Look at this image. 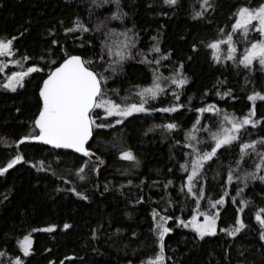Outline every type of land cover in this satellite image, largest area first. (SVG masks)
<instances>
[{
    "label": "trees",
    "instance_id": "16d2710c",
    "mask_svg": "<svg viewBox=\"0 0 264 264\" xmlns=\"http://www.w3.org/2000/svg\"><path fill=\"white\" fill-rule=\"evenodd\" d=\"M87 2L0 0V36H17L18 40L14 41L17 57L27 54L32 57L27 63L36 62V57H47L50 50L53 53L56 51L50 43L53 38L61 44L66 42L59 22L64 21L67 26L70 18L77 14L86 17ZM213 2L215 10H210L211 15L206 14L207 20H192L189 17L193 8L198 7L196 0H179L174 9L164 6L162 0H122L124 11L128 13L123 26H135L140 37L137 47L144 51L152 43L149 37H158L162 51L171 55L170 60L162 61L167 65L160 69L164 75L183 62L182 71L189 78V84L185 86L181 103H187L188 96H192V103L196 106L214 103L224 112L240 115L249 107V102L244 98L246 94L254 87L264 91V76L257 71L252 74L254 83L245 84L247 77L243 69H233L228 61H224L223 65L212 63L210 50L204 47V43L217 35L218 28L226 26L229 15L241 0ZM247 2L254 5L258 0ZM148 4L152 6L149 8ZM105 14L103 9H98L97 17L93 19L102 20ZM91 22L88 21L89 24ZM117 24L113 22L114 26ZM52 29L55 30L54 36H49L48 32ZM67 43L74 47L70 38ZM193 44L197 47L196 52L192 51ZM85 54L90 55V52ZM52 58L56 56L52 55ZM37 76L33 74V78L26 80V87L15 93L0 91V137H4L8 143L30 131L31 122L38 112ZM150 79L143 64L128 60L123 64L122 71L113 75L105 87L109 90L119 89V97H123L126 90L131 93V85L147 86ZM219 80H224L225 84L220 85ZM217 88L221 91L225 88L233 90L236 99H217ZM205 89L210 94L201 99ZM172 99L170 95L158 97L155 106L169 105ZM256 111L258 116H264V102L257 101ZM194 116L195 113L187 108H181L171 115L158 112L138 114L114 128L96 130L101 134L92 139L91 146L105 163L96 175L89 174L85 181L75 177L72 155H62L57 162L51 160L43 145H20L19 150L27 159L35 161L44 158L45 164L52 163L57 172L64 173L72 181V187L86 190L89 201H81L71 193L55 191L58 186H69L63 180L37 172L27 164L16 165L0 177V249L11 251L18 239L30 235L32 254L26 258V264H48L49 260L53 264H60L61 260L64 264H129V261L139 264L141 259H147L155 248V237L149 231L152 224L149 213L152 208L160 211L166 206V201L161 200L165 195L164 184L168 180L173 181L167 196L171 197L175 206L168 209L169 213L174 212L181 219H187L195 206L194 201L178 193L182 174L176 160L182 161L183 151L187 150L174 145V138L183 141L182 129L190 126ZM204 117H208V114H204ZM166 122L178 123L181 130L170 134L160 128L147 131L153 125ZM121 149L131 150L135 161L117 159ZM15 151V145L6 148L0 141V162ZM230 159L225 151L217 163L212 164L211 168L206 167L204 183L213 199L221 193V181L218 177L214 178L215 172L218 170L224 175ZM106 183L109 191L101 195ZM120 185L123 187L117 190ZM228 190L229 196L225 198V207L221 209V217L217 221L219 227L234 224L235 220L238 200L233 201L231 197L236 194V185H229ZM262 191L264 185L259 182L245 188L244 198L251 201L241 214L246 227L233 238L218 233L214 237L194 241L193 233L182 227L177 228L174 221H169L173 232L165 237V255L171 259L166 260L165 264H239L241 260L245 264H264V252L259 250L264 246L260 245L257 232L253 231L257 228L254 213L264 207V198L259 194ZM141 197L144 202L135 203ZM206 203L207 197L202 200V204ZM65 223L70 227L62 230ZM50 225L55 226L51 233L32 231ZM93 229L98 230L95 240L91 235ZM133 232L136 237L132 236ZM225 249L228 250L227 257Z\"/></svg>",
    "mask_w": 264,
    "mask_h": 264
},
{
    "label": "snow or ice",
    "instance_id": "6c2138e0",
    "mask_svg": "<svg viewBox=\"0 0 264 264\" xmlns=\"http://www.w3.org/2000/svg\"><path fill=\"white\" fill-rule=\"evenodd\" d=\"M162 2L164 6L174 9L179 0ZM196 4L198 7L193 8L189 17L192 20H207L206 14L211 15L210 10H215L213 0H196ZM151 6L147 5L149 8ZM98 9H103L106 13L102 20L93 19L97 17ZM86 12V17L77 14L70 18L67 26L64 21H60V31L66 42L61 44L58 39L53 38L50 43L56 51L53 53L50 50L47 57H36V62L27 63L32 60L27 54L15 59L14 41L18 40L17 36H0V75L3 76L0 79V90L15 93L26 87V80L33 78V74H38L36 78L39 80L36 85L38 112L31 122L29 133L11 143L0 137L4 147L11 148L15 145L17 148L14 154H9L0 162V177L5 176L16 165L27 164L37 172L47 173L69 185L63 188L58 186L55 191L71 193L77 199L88 202L86 190L72 187V181L64 173L57 172L52 163L45 164L44 158L35 161L27 159L21 154L19 146L26 143L46 146L43 150L48 152L51 160L57 162L62 155H72L74 175L80 181H85L89 174L96 175L100 166L105 163L91 146L92 139L101 134L96 130L114 128L138 114L158 112L171 115L178 113L181 108H187L195 116L190 126L182 129L183 141L174 138V145L187 150L183 151L182 161L176 160L182 174L178 193L181 197L194 201L195 206L187 219H181L174 212L169 213L168 209L175 206L171 197L167 196V190L173 186V181L168 180L164 184L165 195L161 200L166 201V206L160 211L152 208L149 213L152 219L149 231L155 237V248L153 254L147 259H141L139 264H165L166 260L171 259L165 255V237L173 232L169 221H174L175 227H182L193 233L194 241L214 237L218 233H224L228 238L236 237L246 227L241 214L251 204L250 200L244 198L245 188L253 182L264 185V116H258L256 111L257 101L264 102V91L254 87L247 93L244 98L249 102V107L240 115L224 112L214 103L196 106L192 103V96H188L187 103H181L185 86L189 84V78L182 71L183 62L169 69L168 75L161 72V67H167L162 61L170 60V53L162 51L155 35L149 37L152 43L147 46L146 51L137 47L140 37L135 26H123L128 13L124 11L122 0H88ZM88 21L92 22L89 24ZM113 22L118 24L114 26ZM216 31L217 35L204 43V47L210 50V60L214 65H223L224 61H228L233 69H243L247 77L245 84L254 83L252 74L257 71L264 76V0H258L254 5L241 0L229 15L226 26ZM54 32V29L49 30L48 35L54 36ZM69 38L74 47L68 45ZM76 49L80 51L77 52ZM192 51H197L195 44L192 45ZM86 52H90V55H86ZM52 55L56 58L53 59ZM5 58L7 64L4 62ZM128 60L143 64L151 79L147 86L131 85V93L126 90V94L119 97V89L109 90L105 85L113 75L122 71L123 64ZM9 65L19 70L6 74L4 70ZM218 83L224 85L225 81L219 80ZM209 94L205 89L201 99ZM166 95L173 98L169 105L156 107L157 98ZM215 95L220 100L225 97L236 99L233 90L228 88L223 91L217 88ZM204 114H208V117H204ZM155 128L169 134L181 130L178 123L166 122L153 125L147 131L151 132ZM225 151L231 159L224 175L218 170L215 172L214 178L218 177L221 181V193L213 199L206 190L204 173L206 167L211 168L212 164L217 163ZM116 158L135 161L132 151L128 149L119 150ZM169 171L172 172L173 169ZM233 184L236 185V194L231 199L238 200L234 224L219 227L217 221L221 217V209L225 207V198L229 196V185ZM121 187L123 185L118 186L117 190ZM107 191L109 186L106 183L100 194ZM259 194L264 198V191ZM205 197L207 203L202 204ZM143 202V197L135 201L137 204ZM253 219L257 225L253 231L257 232L259 243L264 246V207L256 210ZM69 227L65 223L62 230ZM54 230L55 226L52 225L32 229L33 232L48 233ZM97 231L93 229L91 232L94 240L97 238ZM132 236L136 237V233L133 232ZM259 250L264 252V247ZM31 254L32 241L29 235H25L16 241L15 248L11 251L0 249V264H26V258ZM227 254L228 250L225 249L226 257ZM240 255L243 256V253ZM65 259L70 260L72 257ZM48 264H53V261L49 260ZM60 264H64V261L61 260ZM129 264L133 262L129 261ZM239 264H245V261L241 260Z\"/></svg>",
    "mask_w": 264,
    "mask_h": 264
},
{
    "label": "rangeland",
    "instance_id": "374dc122",
    "mask_svg": "<svg viewBox=\"0 0 264 264\" xmlns=\"http://www.w3.org/2000/svg\"><path fill=\"white\" fill-rule=\"evenodd\" d=\"M252 35L255 36L254 33H253ZM222 47H223V46H222ZM241 51H242V49H241ZM15 59H17V60L19 59V57H17L16 54H15ZM4 62L7 64V59H6V58H5ZM15 70H19V69H18V68H15V67H13V66H11V65H9L8 67L5 68L4 71H5L6 74H10L11 71H15ZM2 79H3V78H2ZM0 91H3V90H0ZM29 236H30V235H29ZM22 238H23V237H22ZM22 238H21V239H22ZM30 239H31V236H30ZM31 241H32V239H31Z\"/></svg>",
    "mask_w": 264,
    "mask_h": 264
},
{
    "label": "water",
    "instance_id": "95a60500",
    "mask_svg": "<svg viewBox=\"0 0 264 264\" xmlns=\"http://www.w3.org/2000/svg\"><path fill=\"white\" fill-rule=\"evenodd\" d=\"M46 147V146H45ZM55 151H60V152H63V150H55Z\"/></svg>",
    "mask_w": 264,
    "mask_h": 264
}]
</instances>
